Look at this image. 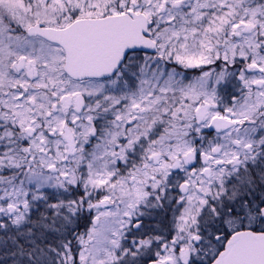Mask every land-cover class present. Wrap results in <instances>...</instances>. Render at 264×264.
Masks as SVG:
<instances>
[{
  "label": "snow or ice",
  "instance_id": "1",
  "mask_svg": "<svg viewBox=\"0 0 264 264\" xmlns=\"http://www.w3.org/2000/svg\"><path fill=\"white\" fill-rule=\"evenodd\" d=\"M0 264H264V0H0Z\"/></svg>",
  "mask_w": 264,
  "mask_h": 264
}]
</instances>
